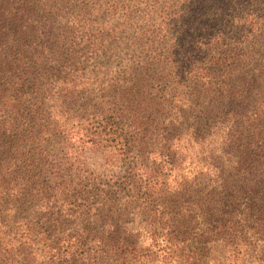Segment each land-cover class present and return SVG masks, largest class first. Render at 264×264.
Instances as JSON below:
<instances>
[{
    "label": "trees",
    "instance_id": "16d2710c",
    "mask_svg": "<svg viewBox=\"0 0 264 264\" xmlns=\"http://www.w3.org/2000/svg\"><path fill=\"white\" fill-rule=\"evenodd\" d=\"M124 1L0 0V264H264V0Z\"/></svg>",
    "mask_w": 264,
    "mask_h": 264
},
{
    "label": "rangeland",
    "instance_id": "374dc122",
    "mask_svg": "<svg viewBox=\"0 0 264 264\" xmlns=\"http://www.w3.org/2000/svg\"><path fill=\"white\" fill-rule=\"evenodd\" d=\"M107 1V0H106ZM122 2V6H124L125 2L124 0H119ZM140 0H138L139 2ZM170 0H158V7H164L167 2H169ZM130 4L131 7H136L137 6V2H130L128 3ZM143 8H145V5L142 4L141 5ZM200 17L198 20L201 21V23H205L206 18H203V11H201L200 13ZM139 15V13H138ZM147 20H149V18L144 17L142 18V22L146 24ZM117 23H115V18H110V17H105V28L111 32V28L113 26H115ZM149 24H153V21H149ZM184 24H186V22H184L181 26H179V28H177L178 30L183 29ZM126 27V26H125ZM124 28V27H123ZM184 30V29H183ZM123 33V34H121ZM121 33L117 35V40L113 41L112 38L111 39H107V42H109V44H107V48L103 47V49L101 50V52H129L127 51V47H128V40L131 37L132 40H134L136 36V31L134 29H129V28H124L121 30ZM127 38V39H125ZM118 43V44H117ZM117 44V45H116ZM133 52H137L136 48H133L132 50ZM264 52V49L262 50ZM82 164L87 166V168L90 171H93L96 174H100L102 176L105 177H114V176H120L123 174V172L125 171L126 168V162L123 159V157L121 156V154L119 152H117L113 147H109V146H101L99 148L96 149H91V150H85L82 153ZM222 252V251H221ZM257 256L256 253H253L251 257H248L247 262L244 264H249L250 262L255 260V257ZM220 264H230V260L229 258V254L228 253H221V257H220ZM214 262H212L213 264Z\"/></svg>",
    "mask_w": 264,
    "mask_h": 264
}]
</instances>
